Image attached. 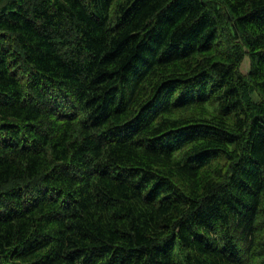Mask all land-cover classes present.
Masks as SVG:
<instances>
[{
	"label": "trees",
	"instance_id": "1",
	"mask_svg": "<svg viewBox=\"0 0 264 264\" xmlns=\"http://www.w3.org/2000/svg\"><path fill=\"white\" fill-rule=\"evenodd\" d=\"M0 264H264V0H0Z\"/></svg>",
	"mask_w": 264,
	"mask_h": 264
}]
</instances>
